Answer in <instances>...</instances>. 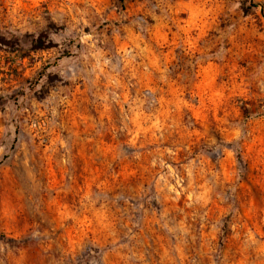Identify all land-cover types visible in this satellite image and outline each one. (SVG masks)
<instances>
[{
	"label": "clouds",
	"instance_id": "9594fccd",
	"mask_svg": "<svg viewBox=\"0 0 264 264\" xmlns=\"http://www.w3.org/2000/svg\"><path fill=\"white\" fill-rule=\"evenodd\" d=\"M0 264H264V0H0Z\"/></svg>",
	"mask_w": 264,
	"mask_h": 264
}]
</instances>
